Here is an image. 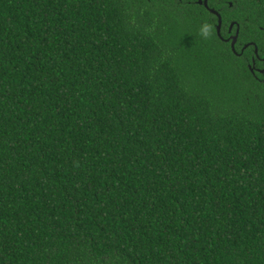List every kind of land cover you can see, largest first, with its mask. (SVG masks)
Instances as JSON below:
<instances>
[{"label": "trees", "instance_id": "trees-1", "mask_svg": "<svg viewBox=\"0 0 264 264\" xmlns=\"http://www.w3.org/2000/svg\"><path fill=\"white\" fill-rule=\"evenodd\" d=\"M209 6L235 50L198 0H0V264H264V0Z\"/></svg>", "mask_w": 264, "mask_h": 264}, {"label": "water", "instance_id": "water-1", "mask_svg": "<svg viewBox=\"0 0 264 264\" xmlns=\"http://www.w3.org/2000/svg\"><path fill=\"white\" fill-rule=\"evenodd\" d=\"M199 4L200 5L204 4L205 7L210 11V13H212L213 15H215L218 18V25H217V33H218V36L220 37V39H222L223 41H226V42H230L232 40V42H233L232 43V45H233L232 47L235 50V44H236V42L238 40V37H239V29H240V27L237 25V27H238L237 28V33H236V35L232 39L231 38L224 39L222 37L223 20H222L221 14L218 11H216L215 9H212V8L210 9L209 8V0H199ZM234 26H235V23L231 25L230 31H232V29L234 28ZM247 47H248V45L245 46V48H247Z\"/></svg>", "mask_w": 264, "mask_h": 264}, {"label": "flooded vegetation", "instance_id": "flooded-vegetation-1", "mask_svg": "<svg viewBox=\"0 0 264 264\" xmlns=\"http://www.w3.org/2000/svg\"><path fill=\"white\" fill-rule=\"evenodd\" d=\"M198 3H199V0H198ZM204 7H205V5L204 4H202ZM209 8H210V6H209ZM211 9V8H210ZM235 31L232 29V31H230V28H229V30H228V33H227V37H226V39H229V38H233L235 35H236V33H234ZM239 41L237 40V42H236V44H235V47H236V45H237V43H238ZM230 45H232V40L230 41V42H228ZM233 46V45H232ZM245 46H247V45H244V47L242 48V50H241V54L239 53V54H237V55H239V56H241V55H243V49L245 48ZM260 63V64H262V67L261 68H259V67H257L256 65H257V63ZM252 64H253V66H252ZM248 66L249 67H251V69H252V72L256 75L257 73L258 74H260V75H264V56L263 57H261L260 55H259V52L257 53L256 51H255V57H253L252 59H251V64H249L248 63Z\"/></svg>", "mask_w": 264, "mask_h": 264}]
</instances>
